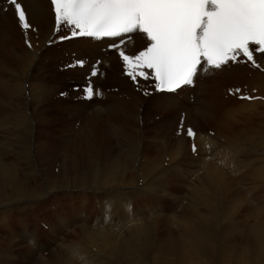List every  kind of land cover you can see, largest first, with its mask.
Returning a JSON list of instances; mask_svg holds the SVG:
<instances>
[{
  "label": "bare ground",
  "instance_id": "1",
  "mask_svg": "<svg viewBox=\"0 0 264 264\" xmlns=\"http://www.w3.org/2000/svg\"><path fill=\"white\" fill-rule=\"evenodd\" d=\"M20 2L29 14L30 30H23L14 7L0 0V264H264V203L257 199L259 188L241 184L244 177L264 180L242 171L252 164L241 165L251 150L217 153L212 147L216 155L207 159L204 145L211 147L214 136L198 133L199 158L162 168L171 143L166 134L180 125V118L141 129L140 107L120 98L121 90H135L140 102L150 98L152 111L193 110L204 118L199 130L206 127V132L233 128L241 119L264 124V61L259 69L240 71L235 67L246 65H236L209 71L194 86L157 94L151 79L134 82L127 77L123 61L116 51L106 50V43H61L59 37L70 33L55 31L49 0ZM146 43L134 35L126 48L136 53ZM79 59L85 66H76ZM94 67L96 76L91 75ZM229 73L239 91L225 88L223 93ZM70 79L81 83V89L91 81L102 95L85 99L69 86ZM110 83L116 88L110 89ZM143 116L147 121L152 117ZM183 138L176 140L171 155L185 152ZM253 154L257 163L251 171L259 174L264 153ZM139 195L145 204L134 202ZM165 196L170 202L161 205ZM60 198L69 208L65 214H60L66 211ZM54 206L60 211H52L55 222L43 218L54 237L43 247L45 239L38 236L36 249L16 255V246L6 242L18 245L26 239L32 245L36 235L10 229L9 221L18 219L26 230L25 219L42 218L41 209Z\"/></svg>",
  "mask_w": 264,
  "mask_h": 264
},
{
  "label": "snow or ice",
  "instance_id": "2",
  "mask_svg": "<svg viewBox=\"0 0 264 264\" xmlns=\"http://www.w3.org/2000/svg\"><path fill=\"white\" fill-rule=\"evenodd\" d=\"M6 3L14 7L21 28L30 30L25 5L20 0ZM51 5L57 29L66 26L70 32L60 36L61 41H113L109 47L118 52L125 74L134 82L138 77L153 80L160 93L194 86L200 74L221 70L240 56L259 67L250 45L264 54V0H51ZM137 34L143 35L147 43L142 50L131 53L126 44ZM28 47L32 48L30 42ZM85 63L79 59L76 66ZM97 72L94 67L91 75ZM82 91L88 100L102 95L91 81ZM186 131L195 140L193 128ZM192 150L197 151L195 143Z\"/></svg>",
  "mask_w": 264,
  "mask_h": 264
},
{
  "label": "rangeland",
  "instance_id": "3",
  "mask_svg": "<svg viewBox=\"0 0 264 264\" xmlns=\"http://www.w3.org/2000/svg\"><path fill=\"white\" fill-rule=\"evenodd\" d=\"M235 68H238L240 71L242 70V69H244V68H249V67H243V66H238V67H235ZM65 69H68V68H66L65 67ZM37 71V70H36ZM40 71H38V72H35V70H33V74L34 73H36V75H38V73H39ZM230 73H229V75L227 76V78H226V80H225V82H224V89L222 90L223 91V93H224V90H225V88H229V89H233V90H235V92L237 91V88H239L237 85H231V79L233 78V77H231L230 78ZM235 79V78H234ZM234 79H233V81H234ZM71 82V83H70ZM75 82H76V84H75ZM68 84H69V86L72 84V87H74L73 89H77V91H75V92H80V91H82L83 89H81V83H77V80H75V79H70V81L68 82ZM83 86H86V85H83ZM105 88H107V85L105 84ZM113 88H116V86H115V83H110V89H113ZM228 89V90H229ZM114 90H116V89H114ZM121 91H123V92H121L120 93V98H122V99H125L127 102H130V103H132L133 104V106H139L140 107V116H139V120H140V122H139V126L141 127V129H143L144 127L143 126H147L148 127V129H150V128H152V127H154L156 124H158V125H160V123L161 122H163V121H166V120H170V119H174V118H176V117H178V118H180V125L179 124H177V125H174V128L173 129H170L169 130V134L167 133L165 136L166 137H168V138H170L171 139V141H170V139H169V142H171V143H169V145H167L166 146V156H168V158L167 157H163V158H165V159H163L162 158V162H163V164L164 165H160V166H162V168L163 167H170V166H172V165H175L176 164V162H177V164L176 165H178V164H181V163H183V162H188L189 161V159L192 157V158H194V159H197V157L199 158V156H200V154L202 153L201 152V143L199 142V141H194L193 140V138H191V137H189L186 133H187V131H185V130H187V128L188 127H193V129H194V131L198 134H202V135H205V134H208V135H213L214 137H213V139H212V141H213V143H212V145H211V147H210V145L209 144H203L204 145V147H205V150L206 151H208L209 153H210V156H207V159L209 158H212V157H214L213 156V154H214V152H213V150H212V147H213V149L215 150V151H217V153H219V152H221V151H223V150H226V151H232V150H242V148L243 149H246V150H251V153L250 152H248V155L247 156H245V158H243V159H241V161H242V163H241V165L242 166H245V165H247L249 162H251L252 161V164H254V163H257L256 161L254 162V160L256 159V156L253 154V152L255 153H264V150H262V149H264V124H260V123H258L259 121H252L251 123H248V122H243V120L244 119H241L239 122H236L237 124L236 125H234V127L233 128H228L227 129V127L225 128H223V130L222 131H218L217 129H212L210 132H206V129L208 130V128H206V127H204V129H201V130H199L200 128H201V126L203 125V123L205 122V120H204V118L202 119V118H200L199 116H196V114H195V111H191L190 110V112H188V111H180L179 110V112H171L170 110H168V111H166V110H159V111H156L155 112V110L154 111H152V110H150V108H151V104H149V105H147V103H149V101H150V98H145L144 97V99H141V102L138 100V97H137V94H136V91L134 90V91H127V90H121ZM83 92V91H82ZM130 92V93H129ZM233 91H231V92H228V93H232ZM123 94V95H122ZM135 95V96H134ZM133 96V97H132ZM225 96L227 97L228 95H226L225 94ZM102 97V96H101ZM132 99V100H131ZM148 100V101H147ZM145 101V102H144ZM144 102V103H143ZM223 102V98H221V101H220V103L219 104H221ZM151 103V102H150ZM229 103V102H228ZM218 104V105H219ZM229 104H236L235 102H231V100H230V103ZM150 108H149V107ZM148 107V108H147ZM145 110V111H144ZM147 112V113H146ZM148 112H150L149 114H148ZM159 112H160V114H159ZM146 114V115H149V117H150V115L153 117H150V118H148L149 120L147 121V118L146 117H144L143 115L144 114ZM179 113V114H178ZM182 113V114H181ZM184 113V114H183ZM188 114H191V115H188ZM187 115V116H186ZM195 115V116H194ZM156 116H158V117H156ZM172 116V117H171ZM189 117V118H188ZM191 117V118H190ZM142 118H145L146 120H144V119H142ZM154 119V120H153ZM191 119V120H190ZM185 120H187V121H185ZM213 120V119H212ZM212 120H209L210 122H213ZM148 122V124H145V123H147ZM181 121H184L183 122V131H181ZM197 123H196V122ZM194 122V123H193ZM243 124H242V123ZM263 122V121H262ZM177 123V122H176ZM179 123V122H178ZM189 123V124H188ZM224 123H227L226 121L224 122ZM234 123V122H233ZM241 123V124H240ZM258 123V124H257ZM176 129V130H175ZM196 129H198V130H196ZM225 129V130H224ZM173 130V131H172ZM178 130V131H177ZM175 131V132H174ZM201 131H202V133H201ZM216 131V132H215ZM147 132H149V135H150V130H148ZM180 133V134H178V133ZM183 132V133H182ZM205 132V133H204ZM152 133H154V132H152ZM175 133V134H174ZM245 135V136H244ZM178 136V137H177ZM180 136L183 138V137H185V138H183V140L185 141V144L183 145V147H184V151L185 152H183V154H180V156H177V155H171V152L174 150L175 151V148H176V140L178 139V138H180ZM216 138V139H215ZM57 141H58V139H57ZM174 141V142H173ZM192 143V144H191ZM193 143H195L196 144V146H197V151H196V154H195V152H192L193 150H192V146H193ZM200 143V144H199ZM252 143H254L253 145H252ZM173 144V145H172ZM217 144L219 145V146H221V147H218L217 146ZM238 144H239V146H238ZM188 145V146H187ZM230 147V148H229ZM257 148V149H255V148ZM261 147H263V148H261ZM240 148V149H239ZM261 150V152L259 151V150ZM187 150V151H186ZM212 152V153H211ZM208 153V154H209ZM250 156V157H249ZM254 158V159H252V157ZM175 157V158H174ZM251 158V159H248L247 160V158ZM174 158V159H173ZM169 159H171V160H169ZM245 159V160H244ZM174 160H176V161H174ZM219 160H221V159H216L215 161H219ZM171 161V162H170ZM166 163H168V164H166ZM252 164L251 165H249V166H251V167H249V166H247L246 168L245 167H243V169H242V171L244 170L245 172L247 171L249 174H251V175H253V176H262V177H264V170H261L260 172H259V174H255V172H252L251 170L253 169V166H252ZM210 166V165H209ZM240 166V165H239ZM160 168L161 167H158L157 168V171L156 172H158V169H159V171H160ZM183 168H184V166H183ZM186 168V167H185ZM189 168V167H188ZM243 171V172H244ZM245 172H244V174H245ZM247 172H246V175H247ZM225 173V175H229L228 174V172H224ZM244 180L245 181H247L248 183H244L243 181V183H241V184H244L243 185V188H245L244 186H246V188L248 187V188H259V191L257 192V194H260V196H258L257 197V199H258V201L261 203V204H263L264 203V189L261 187V185L262 184H264V180H252L250 177H244ZM236 183H234V184H232L234 187H237L238 186V184H236ZM246 184V185H245ZM138 186V183L136 182L135 183V186ZM247 188V189H248ZM223 191V190H222ZM220 191L221 193H225V191ZM219 192V191H218ZM219 192V194H221ZM229 194V193H228ZM227 194V195H228ZM97 195H100V194H97ZM63 197V196H62ZM133 200H134V202H135V200H136V202H138V201H140V199L142 198V196L141 195H139V196H133ZM59 199V198H58ZM61 199V198H60ZM92 202L91 203H94L95 201H96V199L92 196ZM169 199H170V197H164L163 198V202L164 203H161V205H164L165 204V202L166 203H168V202H170L169 201ZM135 202V203H136ZM147 201H144V200H142L141 199V203L140 204H145ZM59 204H60V206H62V207H65L64 209H66V211L65 212H63V213H60V211H58L57 209V207H50L49 209H47V211H46V208L47 207H44V208H42L41 209V212H42V218L40 217H38L37 216V214H36V217L35 216H33V215H31L30 217H29V219L27 220V219H25L26 220V227H27V229L26 230H23L22 229V227H21V225H20V222H19V220L17 219V221L16 222H12L13 220H11V223H10V221H9V225L10 226H12V227H10V229L12 228V229H14V230H16V231H21L22 233H25L28 237H30L31 235H30V233L31 232H34L35 233V237H36V239L33 241V246L34 247H32V245H31V242L30 241H27L26 239H22V242H20L18 245H16L15 243H13V242H6L7 244L6 245H12V247H14V246H16V248H15V253H16V255H20V254H22V256L24 257V253L26 252V250H27V248L29 247V249L30 250H34V248L36 249V245L37 244H40V242H38L39 241V239H38V236H39V238H41L42 240H44L45 239V241L41 244V245H43V247H45L46 246V244H47V239L48 238H53L54 237V233H52V232H50L49 230H48V227H50V225H48V227H46L47 226V224L46 223H44V221H43V218H45L44 220H55L54 218H56V216L53 214L54 212H56V213H60V214H65L67 211L69 212V208H68V205L66 204V201L64 202V199L62 198L61 200H59ZM74 204H76V203H74ZM66 205V206H65ZM92 205V204H91ZM134 206H135V204H133ZM184 205H186L185 203H184ZM95 207V206H94ZM54 208H55V210H54ZM135 208V207H134ZM62 210V209H61ZM93 210H94V208H93ZM49 211L51 212V214L49 215ZM52 211H54V212H52ZM99 210L97 209L96 210V213L94 214L95 216L93 217V215H92V220L93 221H95L94 219H96L98 216H99V212H98ZM88 212V211H87ZM15 213V212H14ZM55 213V214H56ZM85 213H86V211H85ZM91 213H92V210H91ZM49 215V216H48ZM24 216V215H23ZM70 216V215H69ZM69 216H67V219H69L68 217ZM36 218V219H35ZM51 218V219H50ZM31 219V220H30ZM33 219V220H32ZM42 220V221H41ZM55 222V221H54ZM15 224V225H14ZM38 225V226H37ZM15 226V227H14ZM17 228V229H16ZM30 228V229H29ZM88 231H91V228H88ZM9 233V232H8ZM37 233H38V235H37ZM22 238H26V237H22ZM1 239V238H0ZM44 243H45V245H44ZM23 244V245H22ZM35 244V245H34ZM6 245H4V246H6ZM21 247H20V246ZM19 246V247H18ZM30 246H31V248H30ZM49 247H47V251H49L50 249H48ZM54 249V248H53ZM53 249L52 250H50V251H53ZM19 250V251H18ZM21 251V252H20ZM47 251H46V253H47ZM51 253H53V252H49L48 253V255H43L42 257H48ZM44 254V253H43ZM24 264H30L29 262H25Z\"/></svg>",
  "mask_w": 264,
  "mask_h": 264
}]
</instances>
